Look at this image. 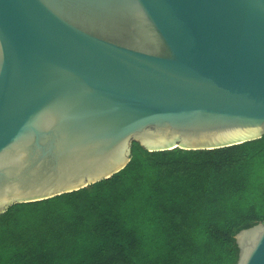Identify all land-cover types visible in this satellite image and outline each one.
I'll return each mask as SVG.
<instances>
[{"label":"water","instance_id":"obj_1","mask_svg":"<svg viewBox=\"0 0 264 264\" xmlns=\"http://www.w3.org/2000/svg\"><path fill=\"white\" fill-rule=\"evenodd\" d=\"M262 135L264 0H0V214ZM234 240L264 264V221Z\"/></svg>","mask_w":264,"mask_h":264},{"label":"trees","instance_id":"obj_2","mask_svg":"<svg viewBox=\"0 0 264 264\" xmlns=\"http://www.w3.org/2000/svg\"><path fill=\"white\" fill-rule=\"evenodd\" d=\"M264 221V135L214 149L137 143L107 179L0 214V264H234Z\"/></svg>","mask_w":264,"mask_h":264}]
</instances>
